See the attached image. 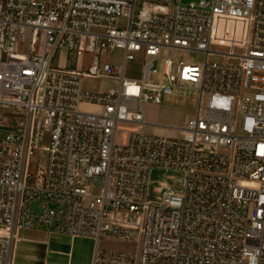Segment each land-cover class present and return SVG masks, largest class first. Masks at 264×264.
I'll list each match as a JSON object with an SVG mask.
<instances>
[{"label": "built area", "instance_id": "2783aa9c", "mask_svg": "<svg viewBox=\"0 0 264 264\" xmlns=\"http://www.w3.org/2000/svg\"><path fill=\"white\" fill-rule=\"evenodd\" d=\"M116 50L122 64L103 62ZM188 51L205 61L174 59ZM141 53L142 78L127 77ZM86 79L117 87L92 94ZM184 88L200 94L197 116L176 136L146 133L143 105ZM0 107L15 119L0 124V264L21 230L90 238L92 264H264V0H0ZM119 123L140 127L125 146ZM166 171L182 188L155 203ZM104 236L138 249L102 250Z\"/></svg>", "mask_w": 264, "mask_h": 264}, {"label": "rangeland", "instance_id": "374dc122", "mask_svg": "<svg viewBox=\"0 0 264 264\" xmlns=\"http://www.w3.org/2000/svg\"><path fill=\"white\" fill-rule=\"evenodd\" d=\"M200 0H182L183 4L198 3ZM126 22H122L121 26L125 28ZM42 42V41H41ZM40 42V43H41ZM28 46L20 47L19 52L26 53ZM165 52L162 53L158 62V74L151 75V82H162L163 77V65L165 59ZM175 60H183L188 64H202L205 61V55L199 52H176L174 56ZM83 63L80 66V70L87 71L91 66V59L88 56L83 57ZM143 53L137 54L135 61L127 65L126 76L134 79L142 78V63H143ZM123 61V52L121 50H116L112 55L106 56L103 62H107L114 65H120ZM209 61H215L223 63L226 61L224 56L211 55ZM228 63H233L231 60H227ZM57 62V61H56ZM56 62L54 65H56ZM83 87L86 91L92 94H100L107 89H114L117 87V82L110 79H86L84 81ZM200 102V94L198 91L191 88L180 89L178 92L165 95L162 97L160 104L146 103L143 105V111L148 125L144 128V131L149 134L162 135V136H176L178 134L177 128H182L186 126L188 121L197 116L198 107ZM203 104H206V97H204ZM79 111L82 113H100L102 110L96 105L89 103H81L79 105ZM9 110L0 107V124L4 126L5 130L8 126L12 124L13 119ZM204 114V111H203ZM153 126V127H152ZM160 127V128H155ZM140 127L135 124L119 123L116 135V141L118 145L125 146L128 142L131 134L139 132ZM4 135V132L0 131V137ZM50 133L46 132L43 138L41 148L36 151L32 162L33 167L30 169L31 173L37 170V167L46 165L47 158L49 154L50 147ZM220 154H229L228 149H219ZM182 181L181 175L175 171H166L164 175L159 177L155 183V192L153 201L158 202V196L164 189L165 185L172 186L180 190ZM114 189V181H111L110 190ZM93 193L95 195L101 194L100 188H95ZM45 231L48 235H45ZM36 239H48L50 240V248L56 249L59 240L62 238L61 234L53 233L50 231L42 230L41 234L34 236ZM63 239V238H62ZM23 244V243H21ZM22 246V245H21ZM95 246V243H94ZM100 248L102 250L108 251H124V252H135L138 249V244L136 242H128L121 238L113 236H104L100 240ZM39 246H33L32 258H28L30 264H65V258L59 257L56 254H50L49 256L44 255L45 249L42 251ZM62 249V247L60 248ZM45 256V257H44ZM11 259L14 264H19L20 257L17 259L13 258V248ZM21 260V259H20ZM67 264V263H66Z\"/></svg>", "mask_w": 264, "mask_h": 264}, {"label": "crops", "instance_id": "0c3cea01", "mask_svg": "<svg viewBox=\"0 0 264 264\" xmlns=\"http://www.w3.org/2000/svg\"><path fill=\"white\" fill-rule=\"evenodd\" d=\"M147 122V121H146ZM153 127V126H152ZM155 128H160L156 127ZM42 230H21L18 233V239L13 243V258L19 260V264H30L28 258H32L33 246H39L41 251L45 249L44 255L47 257L50 254H56L59 257L65 258L67 264H92L95 252V241L90 238H71L62 235L56 249L50 248V240L36 239L34 236L41 234ZM45 235H48L43 231ZM23 243V244H21ZM22 245V246H21ZM62 247V249H60ZM32 255V256H31ZM44 256V257H45ZM65 263V264H66ZM64 264V263H63Z\"/></svg>", "mask_w": 264, "mask_h": 264}, {"label": "water", "instance_id": "95a60500", "mask_svg": "<svg viewBox=\"0 0 264 264\" xmlns=\"http://www.w3.org/2000/svg\"><path fill=\"white\" fill-rule=\"evenodd\" d=\"M156 175H157V173H156ZM156 175H155V176H156Z\"/></svg>", "mask_w": 264, "mask_h": 264}]
</instances>
